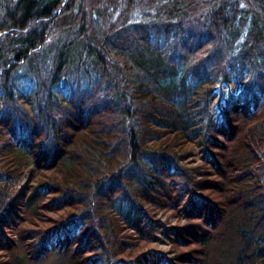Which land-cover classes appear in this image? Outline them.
I'll use <instances>...</instances> for the list:
<instances>
[{
	"label": "trees",
	"instance_id": "1",
	"mask_svg": "<svg viewBox=\"0 0 264 264\" xmlns=\"http://www.w3.org/2000/svg\"><path fill=\"white\" fill-rule=\"evenodd\" d=\"M0 31V264H264V0H0Z\"/></svg>",
	"mask_w": 264,
	"mask_h": 264
},
{
	"label": "rangeland",
	"instance_id": "2",
	"mask_svg": "<svg viewBox=\"0 0 264 264\" xmlns=\"http://www.w3.org/2000/svg\"><path fill=\"white\" fill-rule=\"evenodd\" d=\"M198 157V153H195V155H191V156H188L186 161H189V162H192L193 160L192 159H197ZM28 174V170H25L24 173L21 174V180L22 182L21 183H24V178L26 177V175ZM187 194L183 195V197H181V199L183 200L185 197H186ZM161 220L164 221L165 220V223L167 224H172L175 217H172L169 215V212H164L163 214H161ZM157 230V235H158V238L156 240V247L158 246V248H161V249H167V236L165 234V232L163 231V228L161 227V225H158L156 226ZM30 264H61V263H58V262H55V260L51 257L50 259L46 260L45 262H41V263H30Z\"/></svg>",
	"mask_w": 264,
	"mask_h": 264
},
{
	"label": "water",
	"instance_id": "3",
	"mask_svg": "<svg viewBox=\"0 0 264 264\" xmlns=\"http://www.w3.org/2000/svg\"><path fill=\"white\" fill-rule=\"evenodd\" d=\"M0 33H1V31H0ZM27 180H28V174L26 175V177L23 180L24 183L21 184L22 187L27 183Z\"/></svg>",
	"mask_w": 264,
	"mask_h": 264
}]
</instances>
